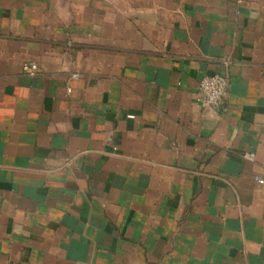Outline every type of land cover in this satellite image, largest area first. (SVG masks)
Wrapping results in <instances>:
<instances>
[{"label": "crops", "instance_id": "0c3cea01", "mask_svg": "<svg viewBox=\"0 0 264 264\" xmlns=\"http://www.w3.org/2000/svg\"><path fill=\"white\" fill-rule=\"evenodd\" d=\"M255 177L264 0H0V264H264Z\"/></svg>", "mask_w": 264, "mask_h": 264}, {"label": "built area", "instance_id": "2783aa9c", "mask_svg": "<svg viewBox=\"0 0 264 264\" xmlns=\"http://www.w3.org/2000/svg\"><path fill=\"white\" fill-rule=\"evenodd\" d=\"M23 71L28 75H34L37 71V66L25 65ZM228 87V77L225 74H212L203 77L199 82V99L200 106L216 113L223 103L224 96ZM130 117V116H129ZM244 157L250 161L253 160V155L245 153ZM254 180L259 184H263L264 180L255 177Z\"/></svg>", "mask_w": 264, "mask_h": 264}]
</instances>
